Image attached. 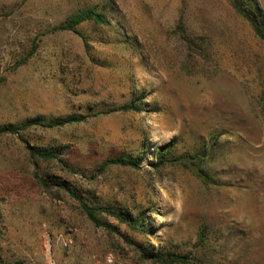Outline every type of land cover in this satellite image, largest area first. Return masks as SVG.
<instances>
[{"label":"rangeland","instance_id":"374dc122","mask_svg":"<svg viewBox=\"0 0 264 264\" xmlns=\"http://www.w3.org/2000/svg\"><path fill=\"white\" fill-rule=\"evenodd\" d=\"M84 8L107 22L56 29ZM73 114L22 133L57 159L0 135V264H264V40L231 0H0V126ZM168 144L207 180L155 166ZM58 183L134 223L95 225Z\"/></svg>","mask_w":264,"mask_h":264},{"label":"trees","instance_id":"16d2710c","mask_svg":"<svg viewBox=\"0 0 264 264\" xmlns=\"http://www.w3.org/2000/svg\"><path fill=\"white\" fill-rule=\"evenodd\" d=\"M232 7L246 20H248L255 31V34L261 39L264 40V22L262 18L259 16V13L255 10L247 8L244 6V3L240 0H231ZM92 20L97 24L107 22L103 13L98 12L94 8H84L81 9L72 15H70L62 25L58 26L56 29L61 30H71L76 34L82 36V33L77 29L78 25L82 22ZM119 109L121 110H130V109H137L135 104H127ZM87 115L82 114H73L66 117H51L50 119H45L44 117H34L30 118L26 121H23L18 124H7L4 126H0V135L5 134H18L20 139L25 142V147L28 150L31 157L52 160L57 159L59 157V152L53 150L51 148H41L36 147L28 143L25 138L23 137L22 133L34 126H41L45 128H54V127H62L67 124L71 123H78L85 120ZM168 145L161 147L158 151V162L155 166H160L166 163H174L179 162L182 163L184 166L191 168L197 175H199L202 179L207 180L206 174L199 168H197L194 164V160H192L189 154H184L182 156H178L173 159H168L166 156V152L163 151L164 148L168 147ZM110 164H116L121 166H128L133 168L139 167V159H135L133 157H114L110 158L108 161ZM57 185L63 187L64 189L68 190L70 194L75 197L77 200L80 201L82 208L87 215V217L97 226H104L108 229H113V226L105 219H103L100 215L102 213H107L119 218L122 221H126L129 223H134L133 216L131 214H124L123 212H118L106 207H93L87 202H85L80 194H78L75 190L69 187L65 183H58ZM140 253L142 257L148 260H152L156 263L161 264H175V263H192L194 262L193 258H189L184 256L178 252H149L143 247H139Z\"/></svg>","mask_w":264,"mask_h":264}]
</instances>
